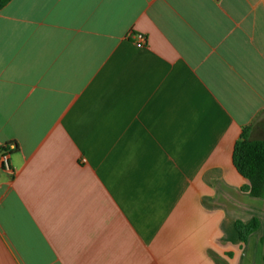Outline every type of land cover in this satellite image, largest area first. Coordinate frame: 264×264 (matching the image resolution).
<instances>
[{
    "label": "crops",
    "instance_id": "0c3cea01",
    "mask_svg": "<svg viewBox=\"0 0 264 264\" xmlns=\"http://www.w3.org/2000/svg\"><path fill=\"white\" fill-rule=\"evenodd\" d=\"M246 127L264 140V0H12L0 264H264Z\"/></svg>",
    "mask_w": 264,
    "mask_h": 264
},
{
    "label": "trees",
    "instance_id": "16d2710c",
    "mask_svg": "<svg viewBox=\"0 0 264 264\" xmlns=\"http://www.w3.org/2000/svg\"><path fill=\"white\" fill-rule=\"evenodd\" d=\"M12 0H0V11L4 10ZM252 128L242 129L239 140L233 151V163L241 176L249 181L243 191L254 198L264 200V140H251ZM260 223L257 219L245 224L236 223V229L243 243L248 241L250 235L258 230Z\"/></svg>",
    "mask_w": 264,
    "mask_h": 264
},
{
    "label": "built area",
    "instance_id": "2783aa9c",
    "mask_svg": "<svg viewBox=\"0 0 264 264\" xmlns=\"http://www.w3.org/2000/svg\"><path fill=\"white\" fill-rule=\"evenodd\" d=\"M138 43L145 44L146 38L142 35H137ZM17 151L15 143H9L0 146V172L3 170H10V159Z\"/></svg>",
    "mask_w": 264,
    "mask_h": 264
}]
</instances>
